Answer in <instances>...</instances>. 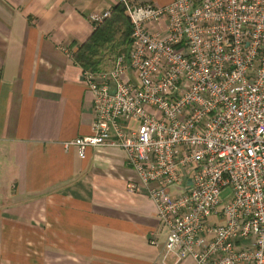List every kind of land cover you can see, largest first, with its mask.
Listing matches in <instances>:
<instances>
[{
	"label": "built area",
	"instance_id": "1",
	"mask_svg": "<svg viewBox=\"0 0 264 264\" xmlns=\"http://www.w3.org/2000/svg\"><path fill=\"white\" fill-rule=\"evenodd\" d=\"M115 4L128 49L107 70L82 71L93 121L64 147L125 151L167 227L165 253L264 264V0H113L93 26Z\"/></svg>",
	"mask_w": 264,
	"mask_h": 264
},
{
	"label": "crops",
	"instance_id": "2",
	"mask_svg": "<svg viewBox=\"0 0 264 264\" xmlns=\"http://www.w3.org/2000/svg\"><path fill=\"white\" fill-rule=\"evenodd\" d=\"M112 3L0 0V264H195L165 253L167 227L123 149L63 145L90 133L73 51Z\"/></svg>",
	"mask_w": 264,
	"mask_h": 264
},
{
	"label": "trees",
	"instance_id": "3",
	"mask_svg": "<svg viewBox=\"0 0 264 264\" xmlns=\"http://www.w3.org/2000/svg\"><path fill=\"white\" fill-rule=\"evenodd\" d=\"M131 24L121 4H115L112 14L94 26L86 41L73 51L74 61L82 71H100L106 57L113 59L127 51L130 43Z\"/></svg>",
	"mask_w": 264,
	"mask_h": 264
},
{
	"label": "rangeland",
	"instance_id": "4",
	"mask_svg": "<svg viewBox=\"0 0 264 264\" xmlns=\"http://www.w3.org/2000/svg\"><path fill=\"white\" fill-rule=\"evenodd\" d=\"M113 60L114 59H113L112 56L106 57L103 65L101 66V68L102 69H106V70L109 69L112 66V64H113ZM230 193H231V189L229 187L221 189V191H220V199L222 201H224L225 199H227L229 197Z\"/></svg>",
	"mask_w": 264,
	"mask_h": 264
}]
</instances>
